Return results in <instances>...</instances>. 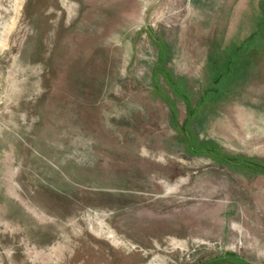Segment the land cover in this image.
Wrapping results in <instances>:
<instances>
[{
	"label": "rangeland",
	"instance_id": "1",
	"mask_svg": "<svg viewBox=\"0 0 264 264\" xmlns=\"http://www.w3.org/2000/svg\"><path fill=\"white\" fill-rule=\"evenodd\" d=\"M0 264H264V0H0Z\"/></svg>",
	"mask_w": 264,
	"mask_h": 264
}]
</instances>
